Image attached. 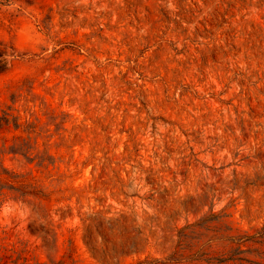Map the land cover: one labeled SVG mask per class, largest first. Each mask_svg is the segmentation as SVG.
<instances>
[{
  "label": "rangeland",
  "instance_id": "1",
  "mask_svg": "<svg viewBox=\"0 0 264 264\" xmlns=\"http://www.w3.org/2000/svg\"><path fill=\"white\" fill-rule=\"evenodd\" d=\"M0 264H264V0H0Z\"/></svg>",
  "mask_w": 264,
  "mask_h": 264
}]
</instances>
